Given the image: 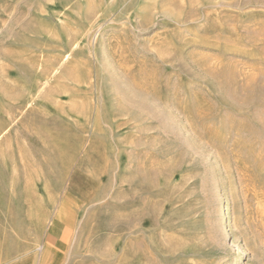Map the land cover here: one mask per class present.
Masks as SVG:
<instances>
[{
  "label": "rangeland",
  "instance_id": "obj_1",
  "mask_svg": "<svg viewBox=\"0 0 264 264\" xmlns=\"http://www.w3.org/2000/svg\"><path fill=\"white\" fill-rule=\"evenodd\" d=\"M0 264H264V0H0Z\"/></svg>",
  "mask_w": 264,
  "mask_h": 264
},
{
  "label": "bare ground",
  "instance_id": "obj_2",
  "mask_svg": "<svg viewBox=\"0 0 264 264\" xmlns=\"http://www.w3.org/2000/svg\"><path fill=\"white\" fill-rule=\"evenodd\" d=\"M225 206L222 211V214H221V218L223 219V221L225 222H228L230 220V218L232 217V211H231V208L229 206V200H225Z\"/></svg>",
  "mask_w": 264,
  "mask_h": 264
}]
</instances>
